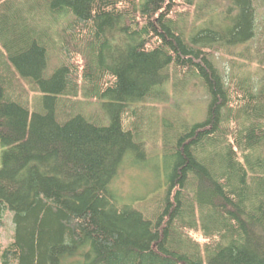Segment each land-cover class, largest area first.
<instances>
[{"label":"trees","instance_id":"obj_1","mask_svg":"<svg viewBox=\"0 0 264 264\" xmlns=\"http://www.w3.org/2000/svg\"><path fill=\"white\" fill-rule=\"evenodd\" d=\"M256 37L254 0H0V207L15 224L2 263L264 264ZM14 74L45 93L42 112ZM195 77L206 118L162 142L165 194L127 203L114 184L133 153L150 155L144 104ZM81 92L104 119L61 124L60 97Z\"/></svg>","mask_w":264,"mask_h":264},{"label":"rangeland","instance_id":"obj_2","mask_svg":"<svg viewBox=\"0 0 264 264\" xmlns=\"http://www.w3.org/2000/svg\"><path fill=\"white\" fill-rule=\"evenodd\" d=\"M257 13V37L252 46L261 48L264 54V0H254ZM53 60L69 65L62 54H53ZM74 63L81 64L78 57L74 58ZM54 63V68L58 65ZM80 66V65H79ZM52 68V70L54 69ZM13 72V71H12ZM15 82L11 84L15 90L30 91L29 111L31 116L35 112H42L43 97L45 93L39 90L34 91L28 81H24L20 76L14 74ZM189 81V80H188ZM24 82V83H23ZM177 81V87L187 86L185 91H177L167 87L165 100L150 99L144 104L145 123L144 129L148 136H152V141L148 143L149 154L145 157V152L133 153L129 158V165L118 178V184L114 189L117 195L125 198L127 203L136 207H144L152 201L154 197L165 194L166 173L163 167L162 142H171L185 126H192L206 118L209 95L206 88L193 78L189 84ZM104 101L97 98H87L82 92L78 96L60 97V104L57 109V118L61 124L66 123L76 115H82L87 120L96 122L93 119L99 117L104 119ZM140 108L139 105H131L127 108L124 128L129 130L132 124H137L138 117L134 114ZM109 123L106 118L105 124ZM156 132V133H155ZM155 133V134H154ZM6 149L0 144V170L2 168V155ZM13 213L4 207H0V264L2 263L3 250L8 248L14 238Z\"/></svg>","mask_w":264,"mask_h":264},{"label":"bare ground","instance_id":"obj_3","mask_svg":"<svg viewBox=\"0 0 264 264\" xmlns=\"http://www.w3.org/2000/svg\"><path fill=\"white\" fill-rule=\"evenodd\" d=\"M167 87H171V86H170V85H167L166 88H167ZM166 88H165V89H166ZM171 88H172V87H171ZM165 89H164V91H165ZM184 91H185V90H184ZM155 133H156V132H155ZM155 133H154V134H155ZM147 149H148V148H147ZM148 153H149V149H148ZM116 184H118V183H115L114 185H116ZM162 196H163V195H162ZM13 217H14V216H13ZM13 219H14V218H13ZM13 222H14V220H13ZM13 224H14V223H13ZM14 235H15V224H14ZM13 242H14V238H13L12 243L8 246V248L13 244ZM8 248L4 249V250H3V253H4V251H6ZM2 255H3V254H2Z\"/></svg>","mask_w":264,"mask_h":264}]
</instances>
